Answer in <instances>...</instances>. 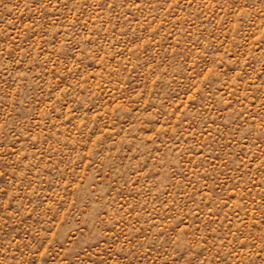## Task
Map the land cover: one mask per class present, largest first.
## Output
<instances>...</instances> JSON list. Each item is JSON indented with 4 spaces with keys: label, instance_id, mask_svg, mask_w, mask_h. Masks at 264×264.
<instances>
[{
    "label": "rangeland",
    "instance_id": "1",
    "mask_svg": "<svg viewBox=\"0 0 264 264\" xmlns=\"http://www.w3.org/2000/svg\"><path fill=\"white\" fill-rule=\"evenodd\" d=\"M0 264H264V0H0Z\"/></svg>",
    "mask_w": 264,
    "mask_h": 264
}]
</instances>
